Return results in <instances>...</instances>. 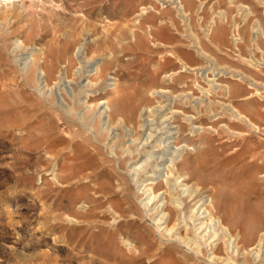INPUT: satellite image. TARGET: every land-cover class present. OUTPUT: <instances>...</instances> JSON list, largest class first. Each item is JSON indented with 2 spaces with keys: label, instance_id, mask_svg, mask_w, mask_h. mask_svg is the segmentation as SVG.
I'll use <instances>...</instances> for the list:
<instances>
[{
  "label": "rangeland",
  "instance_id": "1",
  "mask_svg": "<svg viewBox=\"0 0 264 264\" xmlns=\"http://www.w3.org/2000/svg\"><path fill=\"white\" fill-rule=\"evenodd\" d=\"M185 2L188 7L195 6V0ZM144 5L149 7L148 12L136 16ZM240 6L252 12L248 23ZM223 10L228 18L224 20V27L219 26L215 32L223 38L219 49L208 43L204 27L212 18L221 24L219 17ZM180 15L169 0L0 2V264H208L207 248L199 259L190 255L185 245L180 254L176 253L179 255L174 254L176 259L170 253L158 251L160 234L139 201L145 194L138 193L136 184L126 173L132 161L128 160L130 155L124 153L118 160L110 156L113 135L108 137L103 119L94 107L99 100L113 99L132 89L149 92L164 82L165 73L182 69L176 54L189 51L195 55L188 47L193 39L190 27L223 64L244 70L264 91V63L257 65L256 60L250 61L255 53L264 58V39L256 47L252 46L254 53L248 47L251 28L257 23L255 19H261L264 24V0H209L202 9L194 7L188 21ZM235 24L240 25L239 30L244 34V39L236 42L234 38L239 35H234ZM17 39L23 40L28 48L17 47ZM81 41L86 42L88 55L97 57L99 62L104 64L112 59L104 66L103 73L94 77L98 89L106 84V72L111 71L119 78L116 88L108 94L94 92L95 97L86 105L82 103L86 95L82 91L89 89L84 86L89 73L87 68L76 73L78 63L73 55ZM60 44L72 47L61 55ZM42 51L54 58L58 68L67 65L68 76L73 79L68 88H57L54 94L46 88L40 90L42 85L28 74L30 68L20 65L22 56H29L33 62ZM172 77L165 84L175 93L181 91L179 85L183 82L184 88L201 93L196 89L199 79L192 72L184 70ZM217 77L219 84L230 82L222 81L221 74ZM234 89L237 94H253L255 90L249 82L235 85ZM212 98L217 102L226 100L222 94H214ZM250 101L252 107L264 105V97L257 94ZM138 102L137 95L125 102L119 100V105L122 110H137ZM234 103L243 108L240 100ZM220 110H215L219 113L215 124L219 131H200L190 141L194 150L179 166L183 171H191L192 181L205 185L203 191L213 193L212 188L217 191L220 209H223L221 216L234 233L242 231V244L246 247L264 226L260 222L257 229L249 232L245 225L253 214L243 211L246 206L262 203L264 216V178L261 176L264 173V110L257 113L248 109L260 126L258 129L236 123L235 128L247 130L246 135L221 129L223 118L219 115L222 117L223 113ZM203 117L205 124L211 123ZM177 121L181 123L182 116ZM188 131L185 125L181 140ZM122 136L119 142L124 140ZM121 152L118 148V155ZM132 159L142 160L140 156ZM162 189H165L164 182L157 188ZM110 202L127 214L126 220H120L118 229L115 227L118 219L110 223V216L103 212ZM192 204L186 200V209ZM67 215L78 222L68 221ZM121 232L137 242L136 250L122 242ZM188 233L192 236L193 229ZM219 247L223 248V243ZM185 254L189 260L183 257ZM242 259L240 255L239 262ZM248 259L253 264L250 256Z\"/></svg>",
  "mask_w": 264,
  "mask_h": 264
},
{
  "label": "bare ground",
  "instance_id": "2",
  "mask_svg": "<svg viewBox=\"0 0 264 264\" xmlns=\"http://www.w3.org/2000/svg\"><path fill=\"white\" fill-rule=\"evenodd\" d=\"M11 1L12 0H0L1 3L5 2L6 4H10ZM169 1L171 4L175 5L178 14H181L184 17L183 19L188 21L191 18L190 15L194 7L198 6V8L202 9L209 0H195V6L193 8L188 7L185 0ZM148 10L149 7L144 5L141 11L136 13V16L141 17L147 13ZM239 10L241 11L243 19H245V23H248L252 18V12L247 9L246 6H240ZM226 18H228V14L223 10L220 12L219 17L221 24H219L217 19L212 18L213 21L208 22L207 27H204L208 43L215 48L220 47L219 43L223 39L216 35V29L219 26L224 27V20H226ZM255 20L257 23H253L254 26L251 28L252 36L250 44H248L252 53L255 51L252 46L256 44L259 45V40L264 39V24L259 18ZM139 22L140 21H138V23ZM239 26V24H235L236 32L234 35H239V37L234 38L235 42L238 39H244V34L241 33ZM150 27L152 28V26ZM188 27H190V21L188 22ZM132 30L135 29L133 28ZM132 30L130 33L136 37L135 31ZM189 30H191L190 34L193 36V39L190 41L187 40L189 41L188 47L195 51V55L189 51H186L184 55L176 54L177 59L179 58L180 63H182V69L176 71H173V69L172 72L165 73L162 78L164 82L157 87L152 86L153 88H150L149 92L148 90H142V92L139 93L136 89H132L123 92L121 96L117 95L113 99L99 100L94 103V107H97L100 117L103 119L104 128L109 134L108 137L111 138L113 135L112 138L114 140L109 146V148H112L110 156H115V159L118 160L124 153L130 155L128 160L131 159L132 161L130 160L131 163H129V169L126 173L131 177L134 184H136L135 187H137L138 193L142 192L145 194V197L140 198L139 201H141L140 204H142L141 206L143 210H145V213L147 215L150 214L156 226L155 228H157L160 234V238L157 240L159 252L163 251L170 253L173 259H176L174 254H180V249L185 245L190 251V255L196 258L203 254L204 248H207L208 254L206 257H208V264H250L248 256L252 258L253 264H264V226L258 231L256 239L245 247V245L242 244V231L238 230L234 233L221 216L220 211L223 209H220L221 202L218 199L217 191L213 188L211 189L213 193H208L206 190L203 191L205 185L201 186L199 181H192L191 171L188 169L183 171L179 166L185 162L187 154L190 153L191 150H194L195 146L193 147L190 141L194 140V137L200 131H207L208 129L209 131H219V128L215 125L217 123L216 115L219 114L215 111L217 109H221L220 111L223 113L222 117L219 115V118H223V123L220 125L223 130L226 129L233 134H248L247 130L236 129V123L243 124L253 130L260 128L258 123H256L248 113V109L250 111H256L257 113H262L264 105L252 107L251 105L253 104L250 100L256 94L260 97H264V91H261L256 79L253 77L250 79L251 76L244 70L234 67L231 64H223L219 56L210 50L211 48L207 42L202 40L191 27ZM17 47L20 49L28 48L27 44L19 39H17ZM70 47H65L64 44H60V54H67L70 51ZM239 54H242L241 51ZM73 55L78 63L75 69L76 73L79 74V72L85 68H87V72L89 73L86 76L87 81L85 84L83 83L84 86L86 85L89 87L86 91H82L86 93L83 97L85 98L82 102L83 104H90L89 100L92 96L96 95L94 92L100 90L99 94H108L109 91L119 85L118 76L109 71L106 72L108 76L105 77L106 84L103 88L100 87L101 89H98V82L94 80V77L100 76L104 71V66L107 64L109 65L112 59H106V63L103 64L101 63L102 61L99 62V60H97V57L89 56L86 42L81 41L76 45L73 50ZM97 56H99V54ZM59 58H61V56H59ZM194 58L198 59V62L193 63L192 60H194ZM246 59L249 61L248 58ZM261 59L257 57L255 53L250 61L256 60L255 64L260 65L264 63ZM32 61L33 62H31L29 56H22L20 65L25 64L24 67L30 68L28 69V74L33 75L34 80H32L38 83L39 86L42 85L40 90L46 88L50 94H54L57 88L66 89L70 86L71 82H73V79L68 76L67 65L64 64V66L58 68L54 58H49L44 51L41 52L39 57H34ZM184 70L192 72L196 78L199 79L196 89L201 91L200 94H197L194 90L184 88V82V87L182 83L179 85L181 86V91L178 93H175L172 89L168 88L169 86H166L165 83L174 79V77H172L174 74H180V72ZM220 74L222 81L227 80L230 82H225L224 85L222 83L219 84L217 75ZM223 74L226 75V78L222 77ZM180 77L182 76L180 75ZM250 80L253 81L250 83ZM246 82L253 84L255 89L253 90L254 93L237 94L234 86H242V84ZM218 88L222 90L219 91ZM66 92L68 91L66 90ZM214 94H222L226 100L217 102L212 98ZM137 95L139 97V102L135 105V107L137 106V110H122V107L119 105V100L125 102L127 98ZM234 100H240L243 104V108L236 106ZM239 104L241 103L239 102ZM179 116H182L183 119L181 123L177 121ZM203 116H206L211 123L208 125L205 124L206 121ZM185 125L188 126L189 131L183 136L184 139L181 140V133L184 131ZM121 135H123L121 139L124 140L119 142L118 140ZM118 148L122 150L120 155H118ZM137 156H140L142 160L139 161V158L132 159L137 158ZM117 168L119 169V167ZM261 176L264 178V173H262ZM161 182L165 183V189L158 191L157 188ZM186 200L193 202L191 206H188V210L186 209ZM261 207L262 203H259L253 206H246L243 209L244 212L253 214V216L249 218L247 226L245 225L249 232L257 229L260 222H262V224L264 222ZM232 208L237 212L236 207ZM103 212L105 215L108 214L110 216V223L114 221L117 222L118 219L117 225L115 226L117 229L119 228L118 224L120 220L127 215L119 211L117 206L111 202L105 206ZM67 220L70 222L77 221V219L71 215H67ZM191 228L193 229L192 236L188 233ZM121 235L122 242L129 248L135 247L136 250L137 242L134 243L123 232H121ZM220 243H223V248L219 247ZM222 249L224 250L223 252ZM240 255L243 259L239 262ZM183 257L189 260L187 254L183 255Z\"/></svg>",
  "mask_w": 264,
  "mask_h": 264
}]
</instances>
